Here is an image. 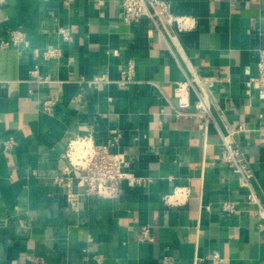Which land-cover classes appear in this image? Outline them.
<instances>
[{"label":"crops","instance_id":"crops-1","mask_svg":"<svg viewBox=\"0 0 264 264\" xmlns=\"http://www.w3.org/2000/svg\"><path fill=\"white\" fill-rule=\"evenodd\" d=\"M160 1L195 28L171 39L145 18L126 25L121 0H0V42L22 29L28 43L0 47V141L16 143H0V264H264L255 207L220 161L229 137L264 205V104L246 89L264 49V0ZM48 47L60 56L44 57ZM128 65L132 82L119 87ZM193 78L212 100L206 136L191 88L176 116V84ZM50 96L52 115L41 108ZM113 131L126 171L146 183L69 209L53 183L67 140L91 133L104 145ZM143 228L151 243L139 242Z\"/></svg>","mask_w":264,"mask_h":264},{"label":"built area","instance_id":"built-area-1","mask_svg":"<svg viewBox=\"0 0 264 264\" xmlns=\"http://www.w3.org/2000/svg\"><path fill=\"white\" fill-rule=\"evenodd\" d=\"M122 20L126 25H134L142 19H148L152 27L159 33L171 31V39L178 33L191 31L195 28L193 19L185 16H175L171 13L170 7L160 0H121ZM59 34L63 40L69 42L71 36L66 30H60ZM26 34L22 29H15L8 32V40L0 42V47H13L22 49L27 47ZM57 49L48 47L44 57L58 58ZM256 74L246 83L247 91L253 89L258 94V99L264 104V49L258 53V60L255 64ZM38 82L45 83L44 79L37 75V70L31 72ZM121 78L117 82L119 87L132 82L133 67L128 65L120 71ZM95 82L109 83L106 76L97 78ZM80 85V83H79ZM191 88L196 96L194 111L191 114L196 118L202 127L204 135L207 134V127L214 121L211 113L212 100L205 90L203 84L196 78L188 79L185 83H178L175 87L178 100L176 116H184L183 112L188 108V102L184 98L187 90ZM80 95L73 99L74 104L80 103ZM56 99L52 96L42 102V111L52 115L56 106ZM189 116V115H186ZM221 137L220 161L228 166L240 189L244 190L247 203L255 207V215L259 220V227L264 230V205L256 197L252 179L253 172L249 167L243 153L238 149L229 137ZM119 134L111 132L109 141L104 145L96 144L91 133L82 136H75L66 142L62 155L63 165L60 174L53 179L54 185L62 189L67 207L76 209L82 197L116 198L121 193V187L126 184L129 187L144 185L143 179L130 175L127 171V162L123 155L119 154ZM5 152H10L16 145L13 139L0 141ZM164 203H168L164 199ZM222 211L232 214L235 206L232 203H224ZM140 243H151L149 229L143 228L139 235ZM213 260H218L214 255ZM162 264H176L170 257H165Z\"/></svg>","mask_w":264,"mask_h":264}]
</instances>
